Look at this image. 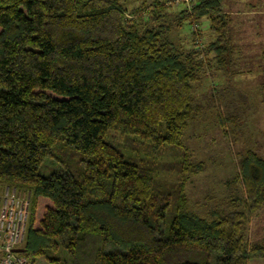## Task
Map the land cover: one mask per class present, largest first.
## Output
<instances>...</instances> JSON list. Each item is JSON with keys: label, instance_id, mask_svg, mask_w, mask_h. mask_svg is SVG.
<instances>
[{"label": "trees", "instance_id": "trees-1", "mask_svg": "<svg viewBox=\"0 0 264 264\" xmlns=\"http://www.w3.org/2000/svg\"><path fill=\"white\" fill-rule=\"evenodd\" d=\"M227 1L175 13L174 0H0V193L30 200L17 254L30 264L264 260L247 237L264 206L257 152L233 178L241 195L207 196L199 212L187 194L207 166L183 135L211 109L203 78L229 65ZM185 24L186 42L176 40ZM231 114L220 122L236 123Z\"/></svg>", "mask_w": 264, "mask_h": 264}, {"label": "rangeland", "instance_id": "rangeland-1", "mask_svg": "<svg viewBox=\"0 0 264 264\" xmlns=\"http://www.w3.org/2000/svg\"><path fill=\"white\" fill-rule=\"evenodd\" d=\"M174 5L177 13L182 4ZM226 12L231 20L227 32L229 65L220 71L213 67L203 78L197 88L199 101L211 109L202 120L191 123L183 135L192 160L207 166L187 187L191 207L199 212H203L207 196L242 194L241 187L232 181L247 151L253 150L264 159V0H230ZM191 29L185 24L174 38L184 39ZM203 33L211 37L207 28ZM211 84L216 85L213 98L208 94ZM231 112L238 114L236 123L223 125L222 115L227 118L232 116ZM247 237L251 243L264 245V206L248 226Z\"/></svg>", "mask_w": 264, "mask_h": 264}, {"label": "built area", "instance_id": "built-area-1", "mask_svg": "<svg viewBox=\"0 0 264 264\" xmlns=\"http://www.w3.org/2000/svg\"><path fill=\"white\" fill-rule=\"evenodd\" d=\"M192 0H174L176 5L185 3L191 7ZM15 187L6 186L0 193V264H30L15 249L22 247L30 208V200L20 198Z\"/></svg>", "mask_w": 264, "mask_h": 264}, {"label": "crops", "instance_id": "crops-1", "mask_svg": "<svg viewBox=\"0 0 264 264\" xmlns=\"http://www.w3.org/2000/svg\"><path fill=\"white\" fill-rule=\"evenodd\" d=\"M250 264H264V260H259V259L252 260Z\"/></svg>", "mask_w": 264, "mask_h": 264}, {"label": "water", "instance_id": "water-1", "mask_svg": "<svg viewBox=\"0 0 264 264\" xmlns=\"http://www.w3.org/2000/svg\"><path fill=\"white\" fill-rule=\"evenodd\" d=\"M16 253H24L25 252V249L23 248H17L14 250Z\"/></svg>", "mask_w": 264, "mask_h": 264}]
</instances>
